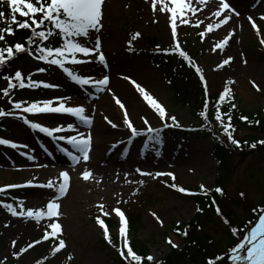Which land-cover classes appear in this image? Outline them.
Returning a JSON list of instances; mask_svg holds the SVG:
<instances>
[{
    "label": "rangeland",
    "instance_id": "obj_1",
    "mask_svg": "<svg viewBox=\"0 0 264 264\" xmlns=\"http://www.w3.org/2000/svg\"><path fill=\"white\" fill-rule=\"evenodd\" d=\"M227 2L239 15L229 14L231 18L227 24L208 32L207 25L215 23L217 17L205 15L206 6L212 4L214 13L219 8V0H205L204 3L192 0L197 11L194 15L188 12L184 17L189 23H182L178 17V37L172 38L171 13L166 8L171 0H155V11L153 0H104L103 27L99 33L92 32L87 46L91 47L96 36H99L107 67L96 62L74 66L78 73L95 79L108 75L109 83L103 91L76 85L56 66L50 67L38 60L34 61L35 65L29 60L19 63L24 78L35 66L46 68L41 75L32 73L31 79L57 87H41V94L35 90L27 92L18 101L66 97L69 98L67 106L85 107L92 123L85 127L67 114L23 115L48 127L72 123L76 131L54 135L90 134L91 150L87 162L81 159L76 163L60 151L62 147H67L64 141L32 130L22 120L5 117L3 127L6 132L0 131V138L20 147L14 149L0 145V187L30 181L33 186L8 189L0 201L12 203L18 212V202H23L25 211L46 210L48 201L56 196V190L55 187L38 185H46L49 181L54 186L58 185L62 171L69 173L70 185L58 200L59 215L51 219L45 217L37 222L31 218L13 217L0 207V260H4L5 264H116L115 259L123 247L120 235L122 225L115 211L119 209L125 217L123 227L128 247L131 248L130 243L137 240L147 247L148 256L156 262L166 257L173 245L177 249L183 247L181 238L176 237L175 232L184 231L197 211L187 194L170 187L173 183L189 192H204L201 185H204L206 192L223 189V205L235 210L238 218H244L250 207L259 205L264 197V153H250L241 157L232 153L229 169L221 171L213 158V141L204 138L202 130L194 127L202 124L204 118L200 113L194 114L190 107L174 105L165 69L154 67L148 58L150 53L161 54L164 52L161 50H170L178 42L180 50L191 56L195 67L198 66L203 74L208 95L219 97L227 87L230 91L228 97L236 102L239 111H264V44L261 43L264 39V21L259 19L264 15V0ZM10 7L7 0H0V12L6 13L5 17H0L1 26H12ZM248 17H252L261 28L260 34L251 27ZM197 24L199 26H194ZM201 32H205L203 37ZM230 32L233 35L227 45L222 49L215 48ZM135 33L140 35L132 41L134 50L129 51L128 42ZM228 58H231L228 64L218 67ZM124 77L144 87L170 116L177 118L181 127L163 128L158 115ZM123 90L132 95L130 97L134 102L125 98L120 92ZM113 94L125 105L130 120L144 135L131 138L123 122L124 110L116 103ZM105 97L106 103L102 107L100 103ZM217 108L214 104L208 106L207 113L211 118L208 125L220 133L224 130L215 119ZM221 114L224 124H228L226 114L222 111ZM17 115L20 113L17 112ZM105 117L118 127L113 128ZM142 117H146L152 127L169 131L157 147L148 144L147 126ZM168 122L171 123L170 120ZM95 127H100L98 130L104 132L105 137L97 134ZM245 134V130L232 132V137L240 140ZM28 156L33 159L29 160ZM84 171L92 174L87 181L81 175ZM140 172H151L152 176H142ZM156 172H170L175 179L167 175L155 177ZM135 213L141 216L139 227H136L137 231L130 227L128 230L127 220ZM98 218L104 221L111 243L105 239ZM52 222L61 226L60 232L55 235L51 234L49 227ZM108 222L112 225L108 226ZM209 230L216 241L221 244L227 242L226 227L215 216ZM45 232L50 234L48 239H44ZM60 239L65 241L66 246L53 255V249L59 246ZM37 240L41 243L36 244ZM13 241L16 242L15 247ZM30 244L34 246L17 259L14 253H19L20 249ZM123 251L127 255L128 248H123ZM214 264H233L231 251Z\"/></svg>",
    "mask_w": 264,
    "mask_h": 264
},
{
    "label": "snow or ice",
    "instance_id": "obj_2",
    "mask_svg": "<svg viewBox=\"0 0 264 264\" xmlns=\"http://www.w3.org/2000/svg\"><path fill=\"white\" fill-rule=\"evenodd\" d=\"M204 2L205 0H197V3ZM103 3L104 0H7V4L11 6V23L17 25L19 29L29 30L31 35L27 38L26 43H15L12 46L0 47V67L6 66L11 59L16 58L19 54H28L34 59L41 61L50 67H58L63 71L67 78H69L73 83L82 88H95L96 91L105 90L106 86L109 83L108 75H104L100 79H95L91 76H84L78 73L74 67L80 64L91 62H96L100 65H103L105 68L107 67L106 57L101 49L99 36H96L95 43L91 47L87 46L88 42L91 40L92 32L99 33L100 29L103 27ZM152 7L155 11V0H153ZM166 8L167 11L171 13L170 35L172 38H177L178 17L181 19L182 23H189V21L187 19H184V17L188 12H191L194 15L197 9L192 5V0H171V3L169 5H166ZM17 13L19 14V17H24L27 19L18 20L16 15ZM229 14L239 15L230 6L227 0H219V8L213 13V15L217 17V20L215 23H209L207 25V31L211 32L214 30V28H219L220 26L227 24L231 18ZM5 16L6 13L0 12V17ZM259 19L261 21H264V15H262ZM248 21L251 24V27L256 30L257 34H260L261 28L258 26L256 21L252 17H248ZM200 23H203V21H201ZM194 26L199 25L197 24ZM15 31L16 29L11 26L0 30V42H3L5 45H7L6 37L8 35H15ZM139 35L140 33H135L132 36V39L128 42L129 51L134 50L131 47L132 41L135 40ZM200 35L203 37L205 35V32H201ZM232 35L233 33L230 32L222 42L215 45V48H224ZM55 38H58L60 43L57 46H51V42ZM261 43L264 44V39L261 40ZM32 45H35V47L33 48ZM161 51H164L165 53L169 51L178 52L179 57L188 61L190 65L192 64V61L188 54L185 51L180 50V45L178 42L176 43L174 48ZM230 60L231 58L225 59L222 64L218 65V67L222 68L224 65L228 64ZM46 70L47 69L44 67H40L37 69V71L41 73L45 72ZM196 71L200 73V69L198 66L196 67ZM3 79L8 81L7 87L2 90L3 97H9L10 90L16 88L23 89L27 87L36 89L40 87H57V85L44 83L42 81H34L31 79V77H29L27 79V83H25V78L20 71H16L14 76H4ZM124 79H128L130 83L134 85L136 91L140 94L143 101L146 102V104L158 115L160 121L162 122L163 128L181 127V125L177 122V118L175 116H170L167 113L166 108L160 102H158V100L154 98L144 87H142L136 81L131 80L129 77H124ZM200 79L204 83L205 94L207 96V82L202 73H200ZM13 81H15V83ZM257 90L259 89L257 88ZM226 95H230V91L227 87L224 88V91L218 97V100L220 102H223ZM113 97L119 107L124 110L123 122L127 126V129L130 131L131 138H136L144 135V133H141L130 120L129 113L125 105L119 100V98L115 97L114 94ZM68 99L69 98L66 97H58L55 100L48 99L34 102H14L12 103L11 110L5 111L3 109H0V118L13 117L22 120V122L32 130H37L40 133H44L56 140L64 141L67 147H62L60 151L64 152L71 161L79 163L82 159L83 161L87 162L90 159L89 152L91 150L90 134L84 135L83 133L77 132L75 135H54L64 132L71 133L76 130L72 123H68L66 126L48 127L43 126L40 123L33 122L32 120L27 118V116L23 115H36L42 113L67 114L83 124L85 127L90 126L92 120L86 114L85 107L67 106L66 101ZM208 105L209 102L206 99L204 108L207 109ZM232 107H235V105L233 104ZM17 112H19L20 115H17ZM200 115L207 119L205 111H201ZM105 119L108 120L107 117H105ZM142 119L144 121V124L147 126V138L151 141H154L155 143H160V135L162 129L152 127L146 117H142ZM215 119L219 121L223 126V130L228 136L229 141L236 147H240V142L232 137V132L229 130L230 124H224L219 108L216 109ZM242 119L247 118L242 117ZM169 120L171 121V123L168 122ZM228 120L230 121L231 117H228ZM108 123L111 124L113 128L118 127V125L113 123L111 120H108ZM258 143L264 144V141H259ZM0 145L11 147L14 149L20 147L12 141L4 138H0ZM251 147L255 148L256 144L253 143ZM23 154L24 153H21V155ZM27 158L29 160L33 159L32 156H28ZM81 175L82 178L87 181L92 174L89 171H84ZM140 175L152 176V173L140 172ZM164 175L172 177L173 180L175 179L174 175L170 172L155 173V177ZM59 176L61 178V182L56 186H54L52 181H49L46 185H38L39 187L46 188L55 187L56 190V196L48 201L46 210H37L34 212L32 209H28L27 211H25L22 207L23 202H18L20 205L19 212L12 203L0 201V207L6 209L13 217L20 216L31 218L36 220L37 222L45 217L49 219H51L52 217H57L59 215L58 200L62 195L65 194L67 188L70 185V176L68 172L62 171L59 173ZM29 186H33L31 181L27 184H11L2 186L0 187V197L6 196L8 189ZM170 187L176 189L180 193L194 195V193L189 192L183 187H178L174 183L170 185ZM201 190L204 191L205 194H207L206 190L204 189V185H201ZM215 191L217 193L223 194V191L220 188H216ZM115 211L116 214L120 217L122 225L120 228V235L123 238V247L120 254L125 259L130 256L132 260L136 262V264H140L141 257L139 255H136L132 251V249L128 247V239L125 233V228L123 227V225L125 224L124 214L119 209H116ZM225 222L229 223L228 221ZM98 223L100 224L101 228L104 229L105 239L108 240L109 243H111V240L109 239V232L104 224V221L98 218ZM49 227L52 229V235L60 232L61 229V226L56 222L50 223ZM239 231L240 229H232L234 235H237ZM49 235L50 234L48 232H45L44 239H48ZM168 242L172 243L171 240H169ZM35 243L39 244L41 243V241L37 240ZM15 245L16 242L13 241V247H15ZM33 246L34 245L30 244L27 247L20 249L19 253H14V255L17 259H19L21 255L26 253L29 248ZM65 246V241L63 239H60L59 246L53 249V255L56 252H59ZM173 246L175 247L176 245ZM123 248H128L127 255H125ZM69 259H71V256H69ZM147 259L149 261H152L153 257L149 256L147 257ZM216 259L222 260L223 257H217ZM231 259L233 264H264V208H261L259 210L258 220L256 221L255 226L251 227L246 232L243 239L231 249ZM0 264H5V261L0 260ZM208 264H214V261L209 260Z\"/></svg>",
    "mask_w": 264,
    "mask_h": 264
},
{
    "label": "trees",
    "instance_id": "obj_3",
    "mask_svg": "<svg viewBox=\"0 0 264 264\" xmlns=\"http://www.w3.org/2000/svg\"><path fill=\"white\" fill-rule=\"evenodd\" d=\"M2 29L0 28V30ZM14 29H16L15 35L7 36V45L0 42L1 47L12 46L15 43H26L27 38L31 35L29 30L19 29L17 25L14 26ZM58 41V39H53L51 45L57 46ZM34 46L32 45L33 48ZM26 56V54H19L16 58L11 59L6 66L0 67V109H8L10 101H15L18 95L24 94V92L16 88L10 90L9 97H3L2 90L8 84V81L3 79V77L14 76L15 71L19 69V63ZM148 57L157 67L165 69L174 105L190 107L194 114L205 111L204 105L206 99L204 98L200 76L187 61L180 59L176 52H167L160 55L150 54ZM13 82L15 83V81ZM207 100L211 103L216 102V99L213 97L207 98ZM233 104L226 101L223 104V108L228 114L227 117H231L229 130L237 133L241 130L246 131L243 138L238 140L240 147L233 145L225 133H215L207 124L208 116L207 119L204 118V124L200 126L205 132L204 138H211L214 142L213 155L219 162V168L222 171L229 169L231 163L230 154L232 153L240 157L246 154L249 155L250 153H264V144L258 143L259 141H264V111L243 112L237 109L236 104H234L235 107H232ZM242 117H246L247 119H242ZM253 143L256 144L255 148L251 147ZM223 195L224 191L223 194L213 191L207 194L198 193L194 196H189L199 210L180 234L184 246L180 250L171 249V252L158 262L149 261L147 259V247L134 240L132 248L141 257L140 264H208L209 260L215 263L219 261L216 259L217 257H225L237 245L258 217L259 210L264 206V197L259 205L253 206L254 208L250 207L249 213L244 218H238L235 210L228 209V205H223ZM213 216L226 227L228 240L225 244L216 241L209 230V226L213 223ZM139 222L140 216L137 213L131 214L130 227L134 231L136 230L135 225ZM233 228L240 229L237 235L233 234ZM115 263L136 264L134 260H126L119 255L116 257Z\"/></svg>",
    "mask_w": 264,
    "mask_h": 264
},
{
    "label": "bare ground",
    "instance_id": "obj_4",
    "mask_svg": "<svg viewBox=\"0 0 264 264\" xmlns=\"http://www.w3.org/2000/svg\"><path fill=\"white\" fill-rule=\"evenodd\" d=\"M193 5V4H192ZM206 6V5H205ZM211 6H213L212 4H208L207 6H206V11H205V15H210V17L212 16V14H213V7H211ZM117 89H118V86L116 87ZM119 90V89H118ZM120 92H122L123 94H124V96H125V98H127V100L128 101H130V102H134L133 100H132V98L130 97V96H132L127 90H123V91H120ZM106 98L107 97H105L104 99H103V101H101V103H100V105L102 106V107H104V105H105V103H106ZM107 110V109H106ZM98 128H100V127H95V130L97 131V134H101V135H103L104 134V132H101V131H99L98 130ZM102 128V127H101ZM103 129V128H102ZM104 136V135H103ZM105 137V136H104Z\"/></svg>",
    "mask_w": 264,
    "mask_h": 264
}]
</instances>
